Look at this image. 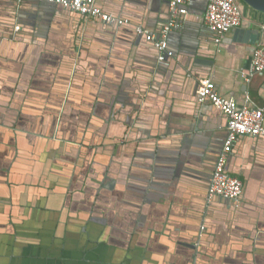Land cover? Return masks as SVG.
<instances>
[{"label": "crops", "instance_id": "0c3cea01", "mask_svg": "<svg viewBox=\"0 0 264 264\" xmlns=\"http://www.w3.org/2000/svg\"><path fill=\"white\" fill-rule=\"evenodd\" d=\"M96 2L128 23L0 0V264H264V136H239L229 157L239 206L208 203L227 116L196 99L210 77L264 109V70L242 76L264 13L240 1L242 24L217 43L193 0L166 68L134 26L158 32L168 2Z\"/></svg>", "mask_w": 264, "mask_h": 264}, {"label": "built area", "instance_id": "2783aa9c", "mask_svg": "<svg viewBox=\"0 0 264 264\" xmlns=\"http://www.w3.org/2000/svg\"><path fill=\"white\" fill-rule=\"evenodd\" d=\"M60 3L87 17H100L107 23H128L127 19H121L111 14L103 12L97 5V0H50ZM172 21L169 26L164 28L161 38L155 42L161 54L159 60L163 61L165 56L167 33L172 26L176 27L178 16L187 13V6L192 0H169ZM205 12V22L214 32L216 42L220 43L224 34L233 28L242 24L243 12L239 0H207ZM16 30L20 25L15 26ZM139 34H148V39L155 38L149 31L142 26L137 27ZM264 70V42H262L254 51L252 65L248 72L243 71L242 76L249 81L252 76ZM196 96L199 101L210 100L212 104L222 109L228 116L227 130L222 151L218 157L215 170L213 172L208 201L215 196H221L233 201H239L243 193L244 182L237 176L227 171L226 166L228 157L233 151L235 142L240 135L264 136V109L260 107H251L248 104L240 105L234 98L222 96L216 84L210 77L200 78L196 89Z\"/></svg>", "mask_w": 264, "mask_h": 264}, {"label": "water", "instance_id": "95a60500", "mask_svg": "<svg viewBox=\"0 0 264 264\" xmlns=\"http://www.w3.org/2000/svg\"><path fill=\"white\" fill-rule=\"evenodd\" d=\"M17 1L19 2V0H17ZM21 1H22V0H21ZM165 1L168 2L169 9H170V1H169V0H165ZM240 1L243 2L244 4H246L247 6L251 7L252 9L264 13V0H240ZM192 2H193V0L189 3V5H190ZM52 3H56V2H53V1H52ZM56 4H58L59 6L64 7L65 9H67V10L73 12V13H76V14H78V15H81V16L85 17L86 19L88 18L87 16H84V15L80 14L79 12H76V11H74V10L68 8V7H65V6H63L62 4H60V3H56ZM206 4H208V1H207V0H206ZM96 5H97V2H96ZM189 5H188V6H189ZM188 6H187V8H188ZM206 8H207V7H206ZM94 18H96V17H94ZM99 19L101 20V18H99ZM171 21H172V14H171V11H170V17L168 18L167 22L164 23V25L162 26V28H161L158 32H151V31H150L149 29H147L145 26H142V25H141L144 29H146V30L149 31V34H150V35H155V38H152V39H148V34H145V33H144V34H139V33L137 32V27L140 26V25L134 26V30H135L136 34H137L138 36H142V37H144L145 40H147L148 42H150V43L155 47V49L157 50V66H158V67H166V68L170 67L171 64H172V60H173V58L175 57V52H174L173 49H171L170 44H169V36L171 35V32H172L174 26H172V27L170 28V30L168 31V33H167V38H166V42H167V44H166V47H165V54H164L165 58H164L163 61H160V60H159V56H160V54H161V51H160L159 48L156 47V45H155V42H156L157 40H159V39L161 38V35L164 33V28H165L166 26H169L170 23H171ZM103 22H104L105 24H107V25H112V26H116V27H118V26H122V25H119V24H117V23H107V22H105V21H103ZM177 23H180V16H178V18H177ZM123 25H126V24H123ZM233 29H235V28H233ZM233 29H231V30H233ZM231 30H230V31H231ZM236 30H237L236 32H238L239 29H236ZM230 31H229V32H230ZM202 78H203V77H202ZM198 81H199V80H198ZM197 87H198V86H197ZM196 99H197L198 103H200V104H202V103H206V102L211 103L210 100H208V99H206L205 101H202V102H201V101H199V99H198L197 96H196ZM211 104H212V103H211ZM212 105H213L215 108H217L218 110H220L223 114L226 115V113H224L222 109L218 108V107L215 106L214 104H212ZM226 116H227V115H226ZM227 123H228V116H227ZM226 132H227V133H226V135H227V134H228L227 124H226ZM240 136H249V137H252V138L262 137V136H251V135H240ZM224 142H225V141H224ZM235 143H236V142H235ZM223 145H224V143H223ZM223 145H222V148H223ZM222 148H221V150H220V152L218 153V156H217V158H216L215 166H216V163H217L218 157H219V155H220V153H221V151H222ZM233 149H234V148H233ZM232 153H233V151L230 153V155H231ZM230 155H229V157H230ZM229 157H228V160H229ZM215 166H214V170H215ZM226 169H227V171L229 172V169H228V162H227ZM214 170H213V172H214ZM212 175H213V174H212ZM210 182H211V181H210ZM210 182H209V185H208V188H207V192H206V200H207L208 203H209V201H208V194H209ZM242 194H243V193H242ZM216 197L224 198V197H221V196H215L214 198H216ZM241 197H242V196H241ZM214 198H213L212 200H214ZM224 199H226V200H228V201H230V202H235V203H236V206H239L240 199H239V201H233V200H230V199H227V198H224Z\"/></svg>", "mask_w": 264, "mask_h": 264}, {"label": "flooded vegetation", "instance_id": "af4514ba", "mask_svg": "<svg viewBox=\"0 0 264 264\" xmlns=\"http://www.w3.org/2000/svg\"><path fill=\"white\" fill-rule=\"evenodd\" d=\"M232 204H233L234 206H236V203H235V202H232Z\"/></svg>", "mask_w": 264, "mask_h": 264}]
</instances>
